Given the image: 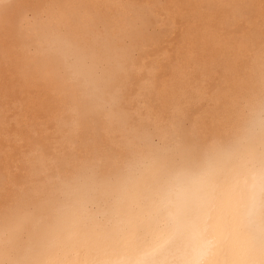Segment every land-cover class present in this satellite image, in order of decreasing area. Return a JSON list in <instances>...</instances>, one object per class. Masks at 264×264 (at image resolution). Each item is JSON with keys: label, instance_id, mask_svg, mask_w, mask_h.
<instances>
[{"label": "bare ground", "instance_id": "1", "mask_svg": "<svg viewBox=\"0 0 264 264\" xmlns=\"http://www.w3.org/2000/svg\"><path fill=\"white\" fill-rule=\"evenodd\" d=\"M209 161L220 179L264 167V0H0L13 264L147 245L172 179Z\"/></svg>", "mask_w": 264, "mask_h": 264}, {"label": "clouds", "instance_id": "2", "mask_svg": "<svg viewBox=\"0 0 264 264\" xmlns=\"http://www.w3.org/2000/svg\"><path fill=\"white\" fill-rule=\"evenodd\" d=\"M147 245L131 233L119 255L91 264H264V167L220 179L209 161L178 173L162 193ZM106 241L97 238L98 250Z\"/></svg>", "mask_w": 264, "mask_h": 264}, {"label": "flooded vegetation", "instance_id": "3", "mask_svg": "<svg viewBox=\"0 0 264 264\" xmlns=\"http://www.w3.org/2000/svg\"><path fill=\"white\" fill-rule=\"evenodd\" d=\"M10 239L4 238L0 241V264H13V261L20 257V249L18 247H10L8 244Z\"/></svg>", "mask_w": 264, "mask_h": 264}]
</instances>
